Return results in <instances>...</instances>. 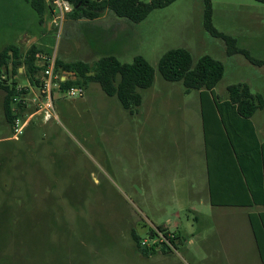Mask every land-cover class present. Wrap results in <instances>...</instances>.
<instances>
[{
  "label": "rangeland",
  "instance_id": "rangeland-1",
  "mask_svg": "<svg viewBox=\"0 0 264 264\" xmlns=\"http://www.w3.org/2000/svg\"><path fill=\"white\" fill-rule=\"evenodd\" d=\"M212 3L214 26L264 60V2ZM49 23L45 31L23 0H0V51L10 44L23 50L38 44L64 61L91 64L106 53L123 63L141 55L155 68V82L140 91L142 104L132 112L98 83L78 99L55 90L58 118L45 122L35 115L17 140L10 139L0 89V264H256L253 244L240 235L242 217L221 219L217 228L208 213L190 211L194 199L180 195V181L191 172L185 165L192 154L185 152L203 132L190 104L194 96L184 93L181 82L166 81L158 63L176 48L188 49L195 62L204 55L221 61L225 75L215 89L218 100L238 83L264 94V66L227 54L225 42L204 28L203 0H177L141 23L69 17L61 35ZM15 80L29 85L25 75ZM201 110L199 105L200 119ZM158 227L186 243L178 239L165 255L159 245L156 255L145 258L132 232L153 245L160 241L149 233L160 232ZM219 234L231 260L209 252L219 246Z\"/></svg>",
  "mask_w": 264,
  "mask_h": 264
},
{
  "label": "trees",
  "instance_id": "trees-1",
  "mask_svg": "<svg viewBox=\"0 0 264 264\" xmlns=\"http://www.w3.org/2000/svg\"><path fill=\"white\" fill-rule=\"evenodd\" d=\"M28 3L38 16L40 26L48 29L47 21L51 18V6L47 0H23ZM73 6V12L69 17L75 20L94 21L106 12L111 13L117 18L126 19L133 23H141L157 9H163L177 0H152L142 2L141 0H69ZM264 2V0H261ZM204 3V28L215 38L223 40L227 46L229 56L243 55L250 63L255 66L263 67L264 60L253 58L247 50L238 47L237 39L219 31L213 24V3L212 0H203ZM44 53L48 56L52 52H47L44 47L33 44L26 50L21 49L15 44H10L0 51V89L4 92V115L5 120L12 126L13 111L12 101L14 97L27 93L25 89L19 91V84L15 80L16 76L25 75L31 85L37 87L40 84L41 66L37 55ZM23 69V73H20ZM158 71L168 82H181L186 93L198 91L201 93V102L206 127V110L209 107V97H214V107L224 118L223 109L231 107L236 110L237 115L246 121L248 130L254 140L257 138L251 126V118L258 111L264 108V97L261 94L252 92L250 86L245 83L232 84L228 86V99L221 103L216 98L215 88L223 80L225 75L224 64L210 55L200 57L196 62L192 53L185 48H176L166 52L158 63ZM55 72L58 74H70L66 81L60 82V91L64 92L73 86L86 87L90 83H98L105 94L109 97H117L124 109L132 110L141 106L143 98L141 90L151 88L155 82V68L143 56L138 55L132 63H123L111 53H106L94 63L81 60L64 61L56 57ZM32 112V110H30ZM26 111L22 109L21 115ZM225 124V123H224ZM207 131V130H206ZM259 161L256 169L262 173V189L264 192V144L258 142ZM248 186L253 191L252 179L248 177ZM213 204L219 205L212 197ZM264 206V194L256 197L252 193V200L238 204L239 206L251 205ZM251 223L254 234L257 238L259 249L264 262V248L260 233L264 238V213L258 216H251ZM168 238L169 233L166 229L158 227ZM174 238H168L171 246L176 245L179 239L174 233ZM156 230H151L149 237L151 240L157 239ZM137 251L145 258L157 254V249L161 245V252L168 254L172 248L166 242H154L153 245L143 246L142 237L137 231L132 232ZM161 243V244H160Z\"/></svg>",
  "mask_w": 264,
  "mask_h": 264
},
{
  "label": "crops",
  "instance_id": "crops-1",
  "mask_svg": "<svg viewBox=\"0 0 264 264\" xmlns=\"http://www.w3.org/2000/svg\"><path fill=\"white\" fill-rule=\"evenodd\" d=\"M106 19L115 22L119 21V18L109 12H106L98 20L104 21ZM167 91L169 92V90ZM193 92L186 93L184 90L186 95L194 96L190 104L195 107L198 126L202 128L199 129L200 132H203V137H199L196 143H192V151L191 148H187L185 152L186 157H190L192 154V158L185 165L186 169L191 172L180 181V195L186 197L188 202L190 198L194 199L190 211L197 213L198 216L207 215L206 213H208V215L213 217L217 228L221 219L242 217L245 221V227L241 228L240 235L245 243L253 244L257 252L258 261L256 264H264L250 219L251 216L263 214L264 206L261 204L251 206L238 205L252 200V193L256 197H262L264 194L262 173L256 169L259 161L258 142L264 144V139L261 137L264 130V108L258 110L251 118V126L254 129L256 141L248 130L247 122L237 115L235 109L225 107L223 109L224 118L222 117L220 112L214 107V97H209L207 102L209 107L206 110L207 128L205 129L201 93L195 91L196 94L193 95ZM261 95L264 97V94ZM227 99L228 95L226 98L221 99L220 102L223 103ZM199 105H201L202 109L201 119L198 113ZM180 148L183 147L180 146ZM179 167L184 168V165ZM248 177L252 179L254 192L248 189ZM213 196L219 205L213 204ZM219 237V246H210L209 252L212 255H224L227 260H231L230 246L223 240V235L219 234ZM260 237L264 248V238L261 233ZM178 238L182 241V244L186 243L184 237L179 236Z\"/></svg>",
  "mask_w": 264,
  "mask_h": 264
},
{
  "label": "built area",
  "instance_id": "built-area-1",
  "mask_svg": "<svg viewBox=\"0 0 264 264\" xmlns=\"http://www.w3.org/2000/svg\"><path fill=\"white\" fill-rule=\"evenodd\" d=\"M47 2L51 6L50 27L53 26L59 32V35H61L69 15L73 12L74 6L69 0H47ZM37 58L41 66L44 67V70L41 71L39 86L35 87L30 83L25 87L19 85V91L25 89L27 93L14 97L12 101L14 115L11 126L13 134L10 138L12 140H17L24 133L26 127L35 115L43 116L45 122L58 118L55 112L53 93L55 90L60 91V82H64L71 77L70 74H58L55 72V55L48 56L44 53H39ZM63 93H66L71 99H78L84 96L85 88L82 86H73ZM30 95H32L31 99L29 98ZM30 106H34L35 108H31ZM22 109L25 111L35 110L27 115L26 113L21 115ZM157 233V240L166 242L171 246L168 238H174V234L169 233L167 238L164 232L157 231ZM142 245L150 246L148 240H143Z\"/></svg>",
  "mask_w": 264,
  "mask_h": 264
},
{
  "label": "water",
  "instance_id": "water-1",
  "mask_svg": "<svg viewBox=\"0 0 264 264\" xmlns=\"http://www.w3.org/2000/svg\"><path fill=\"white\" fill-rule=\"evenodd\" d=\"M95 1H98V0H95Z\"/></svg>",
  "mask_w": 264,
  "mask_h": 264
}]
</instances>
